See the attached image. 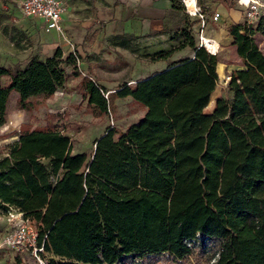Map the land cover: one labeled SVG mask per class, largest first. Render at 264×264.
I'll return each instance as SVG.
<instances>
[{
    "label": "trees",
    "instance_id": "16d2710c",
    "mask_svg": "<svg viewBox=\"0 0 264 264\" xmlns=\"http://www.w3.org/2000/svg\"><path fill=\"white\" fill-rule=\"evenodd\" d=\"M170 2L180 11V0ZM190 25L178 18L170 38L179 42L155 52L166 60L187 47L189 56L114 90L67 55L86 114L112 115L126 97L144 108L124 130L108 127L90 154L72 153L64 113L4 146L0 209L36 222L47 264H187L189 255L194 264H264V13L226 27L241 68L209 112L217 60ZM62 61L57 48L23 66L0 64V125L12 92L30 113L53 98L65 82Z\"/></svg>",
    "mask_w": 264,
    "mask_h": 264
},
{
    "label": "rangeland",
    "instance_id": "374dc122",
    "mask_svg": "<svg viewBox=\"0 0 264 264\" xmlns=\"http://www.w3.org/2000/svg\"><path fill=\"white\" fill-rule=\"evenodd\" d=\"M195 2L199 12L203 15L202 34L213 39L217 44L215 52L217 82L209 102L204 108L205 112H209L215 97L229 95L224 77L228 76L231 70L241 68L234 47L230 43L231 38L226 34L225 29L232 23L244 22V9L238 5L237 0H196ZM221 7L225 10L231 8L238 17L234 20L230 16L221 19L218 15L216 20H212L214 12L223 13ZM182 9L185 14L183 5ZM261 12L264 13V8L261 9ZM185 15L191 22L190 31L194 42L197 43L198 33L196 30L199 27L197 15L191 16V18L187 14ZM101 29V22H95L89 29L77 28L73 36L62 32L59 34L60 36L54 37L52 32L47 33L37 28L34 20L23 17L17 2L0 0V64L23 66L33 55L45 58L60 48L65 72V82L60 88L62 94L53 96L52 99L47 100L31 113L17 109V95L15 92L11 93L7 103L5 122L0 125V157L5 144L13 140L19 131L44 125L50 113L65 114L64 122L68 123L66 132L71 139L72 153L86 152L88 154L94 148V140L108 127L114 126L119 130H124L143 115L144 108L132 102L129 97L116 99V110L112 115L107 114L95 118L86 114L83 111L85 102L81 100L80 77L71 74V65L66 61L67 55L75 53L79 56L78 65L82 73L85 74L89 71L93 79L109 90H114L125 82L132 85L137 79L164 68L167 61L190 55V50L184 47L171 53L166 60L160 59V54L155 53L157 50L153 51L154 46L160 45V42L156 44L147 36L132 35V37H127L128 33H114L112 28L109 29V33L103 40L97 39V33ZM179 40V38L169 37L166 41H172L169 44L171 47L173 44L175 46ZM254 41L261 49L263 40L258 34H255ZM79 46L82 50L79 49ZM1 212L4 210L0 209ZM35 226L37 228V224ZM6 231V221L4 218H0V264H35L30 251L20 252L2 243ZM197 239L198 237L195 241H190L189 244H197ZM204 245L208 253H213L209 244ZM45 255L47 259L50 257L47 252ZM194 262L193 256H187V264H194Z\"/></svg>",
    "mask_w": 264,
    "mask_h": 264
},
{
    "label": "crops",
    "instance_id": "0c3cea01",
    "mask_svg": "<svg viewBox=\"0 0 264 264\" xmlns=\"http://www.w3.org/2000/svg\"><path fill=\"white\" fill-rule=\"evenodd\" d=\"M7 1L18 3L20 0ZM60 1L65 6V11L62 14L61 20L64 34H70L73 36L77 28L89 29L95 22H101L102 29L99 33H97V39L103 40V38L109 33V29L112 28L114 33L123 32L136 36H147L156 44L160 42V45L157 44L154 46L153 51L166 50L169 48V44H171L172 41L166 40L172 36L174 25L176 24L178 18L186 17L185 14H187L190 18L191 16H195L189 15L186 11L184 14L182 8L177 13L173 12L170 7V0ZM221 9L223 10V13H218L221 19H226L230 16L231 19L234 20L238 17V15L232 11L231 8L225 10L221 7ZM28 19L34 20L36 27L45 31L42 27V20L37 18ZM51 32L54 37H56V35L60 36V33L54 30L48 31L47 33ZM172 46H174V44ZM79 49L82 50L80 46ZM17 136L18 134L10 142L14 141ZM10 142H7L6 144ZM4 154L5 150L3 151L2 156Z\"/></svg>",
    "mask_w": 264,
    "mask_h": 264
},
{
    "label": "built area",
    "instance_id": "2783aa9c",
    "mask_svg": "<svg viewBox=\"0 0 264 264\" xmlns=\"http://www.w3.org/2000/svg\"><path fill=\"white\" fill-rule=\"evenodd\" d=\"M180 1L185 11L189 15H197V19L199 20V27L196 30L198 33L197 45L203 47L208 53L215 54L217 44L215 43V48L211 51L206 41L214 42V40L202 34L203 15L196 6V0H193L195 10L192 13L187 11L185 0ZM237 3L244 9V22L250 25H253L257 21L261 9L264 8V0H237ZM18 6L23 17L42 20V27L45 31L54 30L58 33L63 32L61 20L65 6L60 0H20ZM218 15L217 12H214L211 17L212 20H216ZM73 55L78 63L79 57L75 53ZM224 79L227 82L229 76L224 77ZM58 94H62L60 89L55 91L54 96ZM0 218H4L7 224V231L2 238L4 245L13 247L20 252L28 250L33 256L35 264H47L43 243L38 244L37 242L36 222L33 219L25 217L23 212L12 206H8L4 212H1Z\"/></svg>",
    "mask_w": 264,
    "mask_h": 264
},
{
    "label": "bare ground",
    "instance_id": "6f19581e",
    "mask_svg": "<svg viewBox=\"0 0 264 264\" xmlns=\"http://www.w3.org/2000/svg\"><path fill=\"white\" fill-rule=\"evenodd\" d=\"M185 6L187 8V11H189L190 13L194 12L195 6H194L193 0H185ZM206 44L208 45V47L210 48L211 51L214 50V48H215V41L214 42H208V41H206Z\"/></svg>",
    "mask_w": 264,
    "mask_h": 264
}]
</instances>
